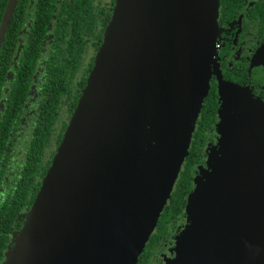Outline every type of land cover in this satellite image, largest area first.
Returning <instances> with one entry per match:
<instances>
[{"label":"water","instance_id":"obj_1","mask_svg":"<svg viewBox=\"0 0 264 264\" xmlns=\"http://www.w3.org/2000/svg\"><path fill=\"white\" fill-rule=\"evenodd\" d=\"M17 2L6 4L0 50ZM219 10L220 0H117L63 141L1 264H92L113 212L115 192L103 191L117 169L134 167L131 156L145 158L155 117L165 121L152 156L163 195L137 263L189 154L210 88ZM256 65L259 82L264 61ZM167 86L171 102L157 110ZM220 95L219 143L194 177L187 224L167 264H264V100L231 83ZM135 144L144 150L136 154Z\"/></svg>","mask_w":264,"mask_h":264},{"label":"flooded vegetation","instance_id":"obj_2","mask_svg":"<svg viewBox=\"0 0 264 264\" xmlns=\"http://www.w3.org/2000/svg\"><path fill=\"white\" fill-rule=\"evenodd\" d=\"M116 2L117 0H28L19 8L18 0L14 14L16 10L22 13L24 25L19 31V44L13 51L9 79L1 98L5 105H9L11 100L12 104L17 102V91L13 88L18 82L17 73L24 45L29 39L32 42L38 39L40 42L38 65L30 75L26 96L21 99L23 103L19 110L22 114L13 137L14 148L10 151L12 167L13 164L18 166L17 158L20 160L26 157L36 135V122L42 111L53 107V113L61 112L66 120L75 101L76 78L89 75L93 68L96 54L102 45L98 43V32L102 30L103 42L108 13H113ZM43 10L51 11L50 19H47V23H41L43 32L37 33L40 27L36 28V18ZM218 26L217 53L210 78V89L217 105L214 128L204 138L200 162L195 166L194 176L197 166L203 160L204 149L209 142H213V146L217 141L215 131L219 121L218 110L223 104L220 95L222 83L246 87L264 100V73L261 74L259 82L256 79V64L264 61V0H220ZM83 89L84 87L80 97ZM55 125L60 124L57 122ZM194 187L193 177V189ZM25 212L26 209L19 217ZM186 224L187 218H181L173 234L161 241V246L155 252L157 264H167V259L175 257L177 237Z\"/></svg>","mask_w":264,"mask_h":264},{"label":"trees","instance_id":"obj_3","mask_svg":"<svg viewBox=\"0 0 264 264\" xmlns=\"http://www.w3.org/2000/svg\"><path fill=\"white\" fill-rule=\"evenodd\" d=\"M27 1L19 0L18 7L20 8L21 4ZM7 2L8 0H0V23ZM50 14L51 11L43 10V13L38 15L35 24L37 25L36 28L40 27V30L38 32L36 30L37 33L43 32L41 23H47ZM112 15V12L108 13L107 26L112 19ZM23 25L24 16L22 17V13L16 10L0 50V107L2 108L0 109V264L5 259V252L15 233L24 226L26 215L35 202L58 147L63 141L64 133L70 122L69 119L73 116L79 103L81 89L86 87L87 77L90 75L89 73V75L82 76L81 79L77 76L75 101L72 103L71 110L67 113L66 120L61 112H58V118V114L53 113V107L46 108L41 112L38 117L39 120L36 122V135L32 139L26 157L18 159V166L13 164L12 167L10 151L14 148L12 145L13 137L22 114L19 110L23 103L21 99L26 96L30 86V75L34 72L35 66L38 65L39 58L37 52L40 40L36 39L32 42L29 39L24 45L23 55L20 57L21 63L18 69L19 73H17L19 75L18 82L13 88L14 91H17L15 94L17 102L12 104L11 100L9 105L2 103L1 98L5 93L7 79H9L10 61L13 58L14 49L19 44V31ZM102 37L101 30L97 35L99 45L103 44ZM216 106L214 95L209 88L197 122L198 127L193 134L189 154L184 161L171 197L136 264H157L155 252L161 246V241L168 239L173 234L177 222L181 218H187L186 204L188 196L193 190L194 169L200 162L204 138L214 128ZM57 122L60 125L56 126L55 123ZM12 162L14 161L12 160ZM25 209L26 212L19 217Z\"/></svg>","mask_w":264,"mask_h":264},{"label":"rangeland","instance_id":"obj_4","mask_svg":"<svg viewBox=\"0 0 264 264\" xmlns=\"http://www.w3.org/2000/svg\"><path fill=\"white\" fill-rule=\"evenodd\" d=\"M170 90L171 88L167 86V89L163 91L166 100L158 104L157 110L162 111V107L171 102L168 101L170 100ZM155 119V117L150 119L148 127L149 130H155V135L152 136V131H150V133L148 132L149 136L145 135L143 138V141L149 138L152 140L151 145H148L149 149L146 151L145 158L141 160L138 157L131 156L130 161L135 163L134 167L129 166L127 171L117 169L103 191V194L111 191L115 192L114 199L109 202L113 212L107 220L108 225H105L106 233L103 236L104 239L101 241L100 248L94 250L93 258L91 257L89 260L92 264H132L137 251L141 249L144 243L147 230L154 222L157 214L156 206L163 195L164 178L163 174L156 171V160L154 161L152 156L156 154L158 147L162 146L160 131L165 124V121ZM215 132L218 136L217 141L213 146H211L213 142L208 143V146L204 149L203 160L197 166L196 171L208 167L209 155L219 143V130ZM152 142L154 143L153 146ZM134 150L138 154L144 148L142 145L137 146L135 144ZM122 173H124L123 177L120 176ZM117 182L122 186L114 185ZM116 187L122 188L119 193L115 191ZM104 219L105 216L102 220ZM151 220L152 222H150ZM66 264H72V261L69 260Z\"/></svg>","mask_w":264,"mask_h":264}]
</instances>
